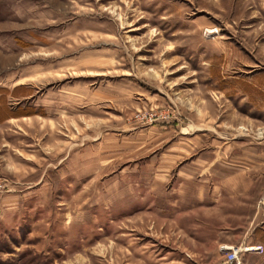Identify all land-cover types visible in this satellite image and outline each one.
<instances>
[{"label": "rangeland", "instance_id": "1", "mask_svg": "<svg viewBox=\"0 0 264 264\" xmlns=\"http://www.w3.org/2000/svg\"><path fill=\"white\" fill-rule=\"evenodd\" d=\"M264 264V0H0V264Z\"/></svg>", "mask_w": 264, "mask_h": 264}, {"label": "built area", "instance_id": "2", "mask_svg": "<svg viewBox=\"0 0 264 264\" xmlns=\"http://www.w3.org/2000/svg\"><path fill=\"white\" fill-rule=\"evenodd\" d=\"M223 250L226 251L225 259L227 263L238 264V250L237 249L228 248V249H223Z\"/></svg>", "mask_w": 264, "mask_h": 264}, {"label": "bare ground", "instance_id": "3", "mask_svg": "<svg viewBox=\"0 0 264 264\" xmlns=\"http://www.w3.org/2000/svg\"><path fill=\"white\" fill-rule=\"evenodd\" d=\"M223 249H228L227 247H222Z\"/></svg>", "mask_w": 264, "mask_h": 264}]
</instances>
